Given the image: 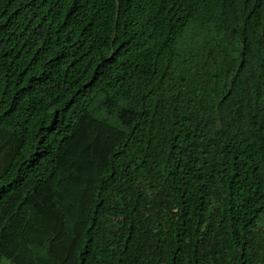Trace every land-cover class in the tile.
I'll use <instances>...</instances> for the list:
<instances>
[{
    "label": "trees",
    "instance_id": "1",
    "mask_svg": "<svg viewBox=\"0 0 264 264\" xmlns=\"http://www.w3.org/2000/svg\"><path fill=\"white\" fill-rule=\"evenodd\" d=\"M264 264V0H0V264Z\"/></svg>",
    "mask_w": 264,
    "mask_h": 264
},
{
    "label": "rangeland",
    "instance_id": "2",
    "mask_svg": "<svg viewBox=\"0 0 264 264\" xmlns=\"http://www.w3.org/2000/svg\"><path fill=\"white\" fill-rule=\"evenodd\" d=\"M1 264H8V262L5 261V260H3V261L1 262Z\"/></svg>",
    "mask_w": 264,
    "mask_h": 264
}]
</instances>
